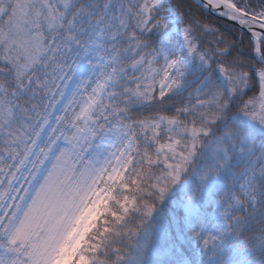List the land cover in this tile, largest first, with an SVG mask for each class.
Here are the masks:
<instances>
[{
    "label": "snow or ice",
    "instance_id": "1",
    "mask_svg": "<svg viewBox=\"0 0 264 264\" xmlns=\"http://www.w3.org/2000/svg\"><path fill=\"white\" fill-rule=\"evenodd\" d=\"M0 264H264V0H0Z\"/></svg>",
    "mask_w": 264,
    "mask_h": 264
},
{
    "label": "trees",
    "instance_id": "2",
    "mask_svg": "<svg viewBox=\"0 0 264 264\" xmlns=\"http://www.w3.org/2000/svg\"><path fill=\"white\" fill-rule=\"evenodd\" d=\"M221 23H222V25H223V24H225L226 22H221Z\"/></svg>",
    "mask_w": 264,
    "mask_h": 264
},
{
    "label": "water",
    "instance_id": "3",
    "mask_svg": "<svg viewBox=\"0 0 264 264\" xmlns=\"http://www.w3.org/2000/svg\"><path fill=\"white\" fill-rule=\"evenodd\" d=\"M227 23V22H226Z\"/></svg>",
    "mask_w": 264,
    "mask_h": 264
}]
</instances>
